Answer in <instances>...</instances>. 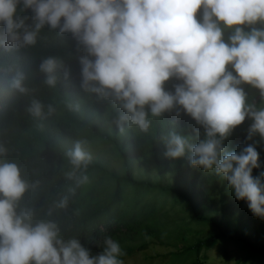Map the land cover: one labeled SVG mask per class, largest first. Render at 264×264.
I'll return each instance as SVG.
<instances>
[{
    "label": "clouds",
    "instance_id": "clouds-1",
    "mask_svg": "<svg viewBox=\"0 0 264 264\" xmlns=\"http://www.w3.org/2000/svg\"><path fill=\"white\" fill-rule=\"evenodd\" d=\"M21 3L31 17L16 15ZM258 23L264 24V0H0V46L12 50L35 45L45 25L51 28L47 33H71L77 51L83 45L86 53L79 57L84 91L114 95L124 109L120 120L145 132L151 124L148 111L158 117L180 106L204 128L205 138L192 144L173 131L166 138L165 156L179 159L187 149L194 168L214 170L237 200L246 201L253 215L264 219V171L253 176V169L261 168L256 146L236 152L223 143L246 118L252 121L247 139L258 135L264 141V108L248 104L240 87L249 84L264 97V27L247 32L241 27ZM221 24L234 29L229 43ZM229 65L236 75L227 70ZM59 68L55 57L40 63L48 86L57 84ZM68 75L65 71L64 77ZM173 76L183 80L174 93L164 87ZM23 81L18 73L11 87L26 94ZM44 107L33 100L28 110L41 116ZM47 107L49 113L54 110ZM120 127L123 131L122 123ZM86 144L78 140L68 151L72 170L67 178L88 167ZM87 179L83 176L80 182ZM28 188L15 163L0 161V264H123V250L111 236L93 255L80 240L62 239L56 223L33 225L32 211L18 213L16 207ZM66 203L67 198L59 206Z\"/></svg>",
    "mask_w": 264,
    "mask_h": 264
},
{
    "label": "trees",
    "instance_id": "trees-1",
    "mask_svg": "<svg viewBox=\"0 0 264 264\" xmlns=\"http://www.w3.org/2000/svg\"><path fill=\"white\" fill-rule=\"evenodd\" d=\"M202 13L203 8L197 12L198 20ZM16 15L31 17L33 13L21 3ZM26 23L31 24V19ZM221 27L229 43L234 29ZM241 27L247 32L264 24ZM47 29L51 28L45 25L40 30L35 45L12 50L0 46V146L6 149L0 161L15 163L29 185L17 202V212L31 210L33 225L56 223L62 239L80 240L93 255L102 251L104 238L111 236L123 250L122 262L156 243L168 249L162 264H205L207 252L218 245L224 256L237 248L246 260L264 264V246L248 232L247 202L237 200L214 170L194 168L187 149L179 159L165 156L169 133L174 131L196 144L205 138L204 128L178 105L158 117L146 107L151 122L146 132L129 127L120 120L124 109L114 95L103 97L82 89L79 57L86 54L83 45L77 51L71 33L61 35L58 29L47 33ZM48 57L60 64L54 87L45 83L39 69ZM227 70L236 75L231 65ZM18 73L29 89L26 94L11 87ZM182 83L173 76L164 87L174 93ZM240 87L248 104L264 108L259 89L255 97L250 93L253 86ZM33 100L45 106L41 116L29 112ZM48 105L54 109L50 113ZM251 123L246 118L223 143L228 151L236 152L254 144L261 163V168L253 169L257 176L264 171V141L258 135L247 139ZM78 140L87 142L91 161L69 179L66 173L72 166L67 153ZM83 176L88 179L81 183ZM65 198L66 205L59 206Z\"/></svg>",
    "mask_w": 264,
    "mask_h": 264
},
{
    "label": "rangeland",
    "instance_id": "rangeland-1",
    "mask_svg": "<svg viewBox=\"0 0 264 264\" xmlns=\"http://www.w3.org/2000/svg\"><path fill=\"white\" fill-rule=\"evenodd\" d=\"M256 90L255 87L250 89V93L255 95V97H257ZM91 152L95 154L92 149ZM238 213L239 210L234 213V216H237ZM245 218L250 220L248 229L250 235L253 236V238L258 239L261 246H264V219L254 216L251 211L246 214ZM241 229L242 228H240L239 233L242 232ZM166 251L168 252V249L166 250V248H162L156 243H151L146 251H138L133 257L126 258L123 264H148L150 262L154 264H162L163 261H166V259H163L162 257L167 253ZM207 256L209 259L205 264H258L255 261L249 259L246 260L245 256L238 251L237 248H232L229 250V253L224 256L220 245L208 251Z\"/></svg>",
    "mask_w": 264,
    "mask_h": 264
}]
</instances>
